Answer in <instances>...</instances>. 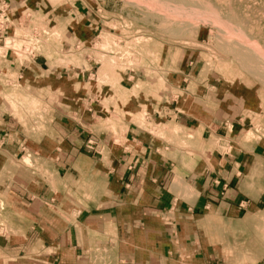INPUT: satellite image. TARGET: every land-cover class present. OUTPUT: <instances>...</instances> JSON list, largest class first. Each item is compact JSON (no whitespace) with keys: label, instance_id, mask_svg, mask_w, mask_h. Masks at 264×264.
<instances>
[{"label":"rangeland","instance_id":"obj_1","mask_svg":"<svg viewBox=\"0 0 264 264\" xmlns=\"http://www.w3.org/2000/svg\"><path fill=\"white\" fill-rule=\"evenodd\" d=\"M7 56L16 69L6 74L0 62V110L11 112L14 135L0 132V142L15 147L8 151L15 159L0 166V264H55L45 261L53 251L41 245L34 218L14 211L11 194L19 198L23 184L61 191L50 162L58 140L44 141L49 128L39 125L44 106L66 109L61 95L114 110V124L124 105L130 123L159 139L168 130L178 135L170 119L182 112L207 132L220 127L213 145L217 139L224 150L231 138L264 143V0H0V61ZM50 80L55 90L46 89ZM59 152L58 161L70 160L68 150ZM251 219L247 235L221 224L201 230L199 243L212 248L207 264H264V207ZM108 257L80 264H121Z\"/></svg>","mask_w":264,"mask_h":264},{"label":"crops","instance_id":"obj_2","mask_svg":"<svg viewBox=\"0 0 264 264\" xmlns=\"http://www.w3.org/2000/svg\"><path fill=\"white\" fill-rule=\"evenodd\" d=\"M8 58L0 61L6 74L16 69ZM39 68L46 71V63L40 61ZM56 77L79 86L68 75ZM46 89L55 90L53 83ZM115 90L126 91L121 85ZM109 93L103 89L102 95ZM92 95L98 98L95 91ZM58 98L66 109L44 106L39 125L49 128L51 136L44 141L58 140L51 141L57 153L50 162L61 191L48 183L34 189L23 184L19 198L11 194L14 211L36 220L41 245L53 251L45 261L80 264L102 255L121 264H207L212 248L199 243L202 229L221 224L243 235L253 231L251 217L264 207V143L231 138L224 150L217 139L213 145L220 127L209 124L215 131L207 132L206 125L190 124L182 112L170 119L178 135L168 130L166 139H159L130 123L124 105L114 124L108 121L114 110L85 104L76 94ZM12 122L11 112L0 110V132L6 138L14 135ZM176 141L190 147L183 150ZM87 144L92 153L84 151ZM1 149L0 166L12 164L15 158L8 151L15 147L0 142ZM59 150H68L70 160L58 161Z\"/></svg>","mask_w":264,"mask_h":264}]
</instances>
